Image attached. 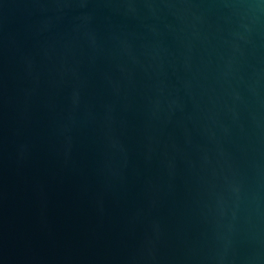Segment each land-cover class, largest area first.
Masks as SVG:
<instances>
[{"label": "water", "instance_id": "water-1", "mask_svg": "<svg viewBox=\"0 0 264 264\" xmlns=\"http://www.w3.org/2000/svg\"><path fill=\"white\" fill-rule=\"evenodd\" d=\"M0 264H264V0H0Z\"/></svg>", "mask_w": 264, "mask_h": 264}]
</instances>
